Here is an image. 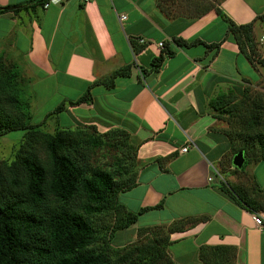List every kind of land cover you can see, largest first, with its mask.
<instances>
[{
  "label": "crops",
  "instance_id": "0c3cea01",
  "mask_svg": "<svg viewBox=\"0 0 264 264\" xmlns=\"http://www.w3.org/2000/svg\"><path fill=\"white\" fill-rule=\"evenodd\" d=\"M38 1L44 0H0V7L27 5L16 14L0 15V55L16 65L25 89L38 86L43 99L57 97L40 124L47 127L52 119L54 128L118 129L136 146V182L118 195V202L131 213L151 210L117 232L112 246L135 241L141 229L193 219L195 224L169 235L167 253L175 264H201L203 246L235 247V264H264V231L248 209L217 188L213 169L218 173L228 148L208 110L220 89L242 79L251 82L257 70L225 38L226 25L214 10L200 14L210 2L244 25L264 14V0H190L193 10L178 8L174 0L169 17L157 0H65L45 10ZM192 12L199 16H187ZM173 39L221 45L213 56L214 50L203 45L178 47ZM138 40L144 47L135 55L130 41L140 45ZM159 44L175 53L158 72L143 77L141 71L147 72L160 54ZM125 66L130 75L116 78L113 88L95 84ZM87 91L90 102L67 106ZM61 103L65 109L50 115ZM62 116L70 122L62 124ZM259 214L264 220V211Z\"/></svg>",
  "mask_w": 264,
  "mask_h": 264
},
{
  "label": "trees",
  "instance_id": "16d2710c",
  "mask_svg": "<svg viewBox=\"0 0 264 264\" xmlns=\"http://www.w3.org/2000/svg\"><path fill=\"white\" fill-rule=\"evenodd\" d=\"M173 1L157 0L156 5L162 14L169 17V5ZM42 2L38 1L36 5ZM26 8L27 5L0 7V15L16 14ZM203 10L200 14L214 10L226 25L225 38L230 37L237 44L255 69L256 65L264 68V59H255L258 41L254 34L255 25L264 23V14L248 24L237 25L215 4L208 3ZM187 16L199 15L187 13ZM173 42L184 48L203 45L206 50H214L213 56L221 45H206L198 39L189 42L173 39ZM130 46L135 55L144 47L135 41H130ZM174 53L168 45L162 44L160 54L152 59L147 72L141 71L142 76L158 72ZM4 62L0 55V138L10 132L22 131L24 142L11 162L0 165V264H111V257L116 262L134 259L138 264L165 261L169 235L183 232L197 221L181 219L168 226L141 229L135 241L141 235L152 239L142 245L133 241L125 247L112 246L117 232L126 230L142 213L151 210L131 213L118 202V195L130 190L136 182L139 167L135 161L136 146L118 129L99 133L94 126L73 130L57 127L50 133L44 130L45 122L31 124L29 101L22 96L24 88L20 72L14 63L6 67ZM129 75L130 66H125L95 84L111 89L116 78ZM243 82L249 83L246 79ZM234 89L237 88L209 100L208 110L214 112L212 117L215 120L235 98ZM90 100L87 91L77 100L68 102L67 106H77ZM65 107L64 103L59 104L50 115L62 112ZM261 115L264 112L254 110L250 117L244 119L248 136L233 152L235 144L231 135L223 134L228 151L232 152L230 167H233L232 159L238 152L246 157L252 151V142L257 146L258 160L264 163V132L257 129L259 122L262 123L260 120H264ZM37 144H42L46 160L33 151ZM99 154L101 159L109 158L110 161L101 164ZM168 159H155V162ZM217 188L227 199L248 209L251 214L264 211V195L253 178L247 189L222 181ZM154 230L155 235H152ZM158 230H164L167 237L162 238ZM228 251L231 264H235V247L203 246L199 248L198 257L203 264H218L220 260L225 262Z\"/></svg>",
  "mask_w": 264,
  "mask_h": 264
},
{
  "label": "rangeland",
  "instance_id": "374dc122",
  "mask_svg": "<svg viewBox=\"0 0 264 264\" xmlns=\"http://www.w3.org/2000/svg\"><path fill=\"white\" fill-rule=\"evenodd\" d=\"M193 1V0H192ZM203 3L207 0H201ZM179 6L178 8L182 9H190L193 10L194 6L191 5L189 2L190 0H185V2L178 1ZM216 2V1H215ZM210 3V2H209ZM211 4V3H210ZM193 13V12H192ZM254 34L255 39L258 41L257 43V57L259 59H264V40H261V36H264V23L262 24H256L254 28ZM5 60L4 64L6 67H9L11 63L10 60L6 59L5 56H2ZM257 71H254L250 75L251 82L254 80V83H245L243 82V79L240 80L237 84L230 85L227 88L223 87L220 89L218 94H226L230 91L231 88L236 87L237 89L233 90V94L235 95V98L232 99L227 107H224L222 109V112L217 120H215L214 128L218 131H220L222 134H230L233 141H234V148L232 149V152L235 150V148H238V146L243 143L244 139L248 136L246 127L243 125L244 119L250 117L251 113H254L255 111L264 112V68L260 67L259 65H256ZM19 71V70H18ZM20 72V71H19ZM21 75V73H20ZM22 84H23V92L22 96L24 99H27L29 101L30 106V112H31V119L30 123L33 125H38L43 119V116L50 112L52 107L57 101V97L54 96L53 98H47L43 99V94L40 89H38V86L36 89H25L26 88V81L24 78H22ZM49 90H45L44 93L48 94ZM45 94V95H46ZM217 96V95H216ZM262 109V110H260ZM227 111V112H225ZM230 112V114L228 113ZM211 115H214V112L209 111ZM261 117H264V115H261ZM62 124H66L70 120L66 116H62ZM262 123L259 122L260 126L257 127L259 131L264 132V120H260ZM54 120L50 119L47 121L48 126L45 127L44 130L48 131L50 133L53 132L54 126H53ZM65 128V127H63ZM255 132V131H254ZM24 132L22 131H14L10 132L6 136L0 138V165L3 162H11L15 156V154L18 152L20 146L24 142ZM250 135V134H249ZM250 137V136H249ZM251 140V139H250ZM252 141V140H251ZM253 149L252 151L244 157L245 161L242 165V168L236 169L234 167H230L229 165V159L231 157L232 152L229 150L227 154L223 157V159L220 161L219 165L216 166V169L218 171L219 177L218 181H222L226 184L236 186L240 189H247L248 184L251 182L252 178L257 183L259 188L262 191V194L264 195V163L258 160L257 156V146L252 142ZM34 147L36 149H33L35 153L43 160H46V154L44 153V149L42 144H37ZM101 155H98V160L101 164L107 163L110 161L109 158L101 159ZM248 160V161H247ZM236 169L237 171H235ZM107 222L110 220L107 219ZM159 235H161L162 238H166L167 234L164 230H158L157 231ZM151 232L150 234H152ZM152 235H155V230ZM152 237L150 236H143L141 235L137 241L134 242L136 245H142L148 240H151ZM165 242V240H164ZM155 243V239H154ZM130 245L129 243L125 246ZM123 246V247H125ZM165 261L160 262L158 264H173L174 262L170 259L168 253H167V247L165 252ZM111 264H138L134 259L126 258L123 261L116 262L114 257H111L110 260ZM232 259L230 256V251L227 252L226 260L217 262L218 264H231ZM175 264V263H174ZM203 264V262H201Z\"/></svg>",
  "mask_w": 264,
  "mask_h": 264
},
{
  "label": "built area",
  "instance_id": "2783aa9c",
  "mask_svg": "<svg viewBox=\"0 0 264 264\" xmlns=\"http://www.w3.org/2000/svg\"><path fill=\"white\" fill-rule=\"evenodd\" d=\"M65 0H44L40 6L42 9H47L50 6L53 5H59L61 3H63ZM92 0H83L84 3H88ZM123 17L120 18V20H122ZM261 40H264V36H261ZM138 44L142 45L143 41L142 40H138ZM160 48H162V44L158 45ZM182 151H186V148L182 149ZM214 174H216L219 177V174L215 171V169H213ZM209 182L211 181L210 178L207 179ZM252 221L254 223V225L257 227V229H259L260 231H264V220L263 217L261 216V214L259 213H254L252 214Z\"/></svg>",
  "mask_w": 264,
  "mask_h": 264
},
{
  "label": "water",
  "instance_id": "95a60500",
  "mask_svg": "<svg viewBox=\"0 0 264 264\" xmlns=\"http://www.w3.org/2000/svg\"><path fill=\"white\" fill-rule=\"evenodd\" d=\"M245 159L243 157V153L240 151L236 155H234L232 159V166L236 169H240L244 163Z\"/></svg>",
  "mask_w": 264,
  "mask_h": 264
}]
</instances>
